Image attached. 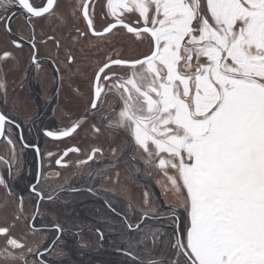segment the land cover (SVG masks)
I'll list each match as a JSON object with an SVG mask.
<instances>
[{"label":"snow or ice","instance_id":"snow-or-ice-1","mask_svg":"<svg viewBox=\"0 0 264 264\" xmlns=\"http://www.w3.org/2000/svg\"><path fill=\"white\" fill-rule=\"evenodd\" d=\"M15 4L30 21L52 14L56 0ZM13 5L14 0H0V22L9 33L6 13ZM80 8L93 35L119 26L148 44L139 56L117 53L105 60L95 73L83 118L115 96L119 111L112 106L102 122L122 130L180 197V207L170 205L171 213L164 217L171 221L169 255L163 260L148 257L147 264H264V0H107L113 19L102 31L95 29L90 4L82 0ZM126 13L136 15L135 25L126 22ZM12 43L20 46L15 39ZM10 55L4 52L0 59ZM6 124L15 121L0 113V137ZM80 126L76 120L58 135L46 134L69 137ZM93 129L100 131L95 125ZM79 151L69 148L64 155ZM100 151L93 148L79 163ZM0 186L7 187L2 176ZM32 190L44 199L35 185ZM30 228L35 231V224ZM54 230L63 232L60 225ZM0 235L7 238L0 248L3 264H48L39 246L34 253L23 236L10 235L9 227H0ZM128 247L135 249L131 242ZM125 254L138 264L133 252ZM32 255L37 259L30 262Z\"/></svg>","mask_w":264,"mask_h":264},{"label":"flooded vegetation","instance_id":"flooded-vegetation-1","mask_svg":"<svg viewBox=\"0 0 264 264\" xmlns=\"http://www.w3.org/2000/svg\"><path fill=\"white\" fill-rule=\"evenodd\" d=\"M57 1L58 0H56V5ZM30 2L40 4L41 0H30ZM83 2H86V0H83ZM93 2H95V0H91L89 2L90 16L93 11ZM56 5L54 6L52 13L55 10ZM97 11L99 13H102V18L105 17L104 13L102 12L103 9L101 7H98ZM6 15L11 17L12 32L9 33L5 31L7 40L6 46L8 49L0 52V57H3L4 52H9L11 53V55L6 59H0V83L3 84V87L0 88V113L7 116L10 120L15 121V124H6L5 134L3 137H0V149L6 151L2 153L5 155V157L0 159V176H2L7 183V187L0 186V190L3 194H0V204L2 203L4 196L5 198L7 197L15 201V204L13 209L9 207L8 204H6L7 199L3 202L2 207L0 206V222L5 225L4 227L10 228V235L12 236H14L12 234V229H15V231L19 230L18 232L16 231V235L19 236L17 238H20L21 236L25 238V236L20 231L21 227L17 229L15 228L19 224H21L22 226L24 225L27 236L35 240V242L31 244V248H33L34 253L37 250V246H39V251L44 253L43 259L48 261V264H71L68 260V254L65 250L64 252L66 253V256L59 261L49 257L53 248L58 243H63L61 241V236L64 234V231L58 234L54 230V226H61V222L54 210V206L52 205L54 203H66L67 201L57 202L54 200V194L58 192L52 193V191H50L44 185V177L45 174H47L45 173L47 164L54 166V168L60 169L64 166L71 165V158L78 156L81 157L83 151L79 146L69 145L65 147H57L51 152H44L42 145L44 142L51 144L67 143L77 134V132L82 127L81 122V126L75 133H73L69 137L56 138L54 136H48L46 134L48 131H51L58 135V130L63 129L69 126L70 123L78 120L74 119L73 121H71L72 117L70 116L69 112L66 111L67 108L63 109L64 113L65 111L67 112V119L65 120L66 122H62L56 114L58 112L57 109L60 110V112L62 111V100L64 98L66 99L64 93L65 81L67 80V85H69L71 82V77H67L66 75L68 74V71L75 60L71 56L73 59L72 62H69L68 57L70 55V49L68 46H66V44H64L65 40L61 41L62 38H58L54 32L48 33L47 31H45L46 29H40V26L38 24L40 20L45 19L51 14H45L42 17H31L29 21V17L26 15L25 10H22L21 7L16 6L14 0V5L11 8V11L6 13ZM78 15L82 22L83 31H81L82 29L78 28L75 30V33H84V35H80V38H85L86 35H89L91 38L95 39L100 38L101 36H95L91 32V30H89L87 22L82 14L81 8H79ZM13 19H17L22 23V26L19 30L13 28ZM128 21L129 20H126V22ZM135 21L136 20L130 23L135 25ZM0 23L3 24V28L5 30L4 23ZM104 26H106V24ZM23 27H25V29L27 30L26 32L24 31ZM103 27L96 31H102ZM72 28L73 27L70 22H67L64 25L62 30L64 32V39L69 38L70 33L72 32ZM117 28H119V26ZM122 30L124 32H127V30L124 28H122ZM107 34L110 33H106L104 35L106 36ZM14 39L19 43L20 46H16L12 43ZM17 52H26L28 54V63L25 64V77L20 83L18 82V80L14 79L13 75H10V73L6 72L5 70L6 63L11 61H19V58L16 54ZM101 60L102 61H100V65L92 74L89 81V100L93 91L92 84L95 79V73L98 68L105 62V60ZM62 66L63 68H61ZM65 66H67L68 69L65 70ZM64 70L66 72H64ZM81 76L84 77L83 74ZM10 78L12 80L11 84H14L16 82L17 92H28L29 96L36 103L37 113L32 121L30 119L25 123L23 119L19 118L17 115L10 114V112L14 110L13 103L10 100ZM44 88L46 89V91H44ZM72 91L74 93H78V86H74L72 88ZM112 106H115L116 111H119V103L117 101V98L113 95H109L101 104L98 110L94 112L90 111L87 113V118L90 114H95L102 110V113L99 115L97 122L100 127L104 125L106 126V120L102 122L101 117L107 115L110 112ZM85 115L86 112L83 118L85 117ZM86 120L84 119V121ZM16 125H18V127ZM9 140L11 141V143H9ZM131 145L132 144L130 143V146ZM69 148H78L80 149V151L68 152V154L65 156L64 152ZM92 149L93 148H91L84 157L78 158V160H76L74 164L76 167H86L87 165L95 167V170L89 176L101 171L103 166V162L99 164L100 162H96L95 160L96 156L101 157L103 155L102 151L97 152L93 159L88 160L87 163H79V161L87 160V157L91 153ZM48 153H52V155L49 156ZM121 156H129L131 158V148L129 150L124 149ZM58 159L61 160V163L59 165L56 163ZM4 161H7L8 163L5 164ZM56 173V171L52 170L47 175L49 177H55L57 175ZM86 178V176L75 177L69 182L68 185L65 186L67 188H65V190L66 192H68L69 199L70 196H73L80 191L90 192L92 193L93 197L99 199V197L101 196L99 192H95V190L92 188L91 189L93 191H88L90 187H85L81 184L84 181L82 179ZM72 183L75 184L72 185ZM33 185L36 186L37 191H40L44 194V199H40L37 194L33 192ZM49 195L52 197V199L50 200L47 199V196ZM37 204L39 206V214L35 215ZM42 213H44V216ZM17 216H19V219H16ZM33 216H35L34 221L32 220ZM31 223L35 224V231L31 230ZM12 225L15 226L12 227ZM42 233L45 236L43 241H41L42 243L40 244L39 234ZM58 235L59 239H56ZM2 238H4L5 245V241L7 238L0 235V239ZM45 249H50V251L45 252ZM33 259H37V257H35V255L29 256L30 262Z\"/></svg>","mask_w":264,"mask_h":264},{"label":"rangeland","instance_id":"rangeland-1","mask_svg":"<svg viewBox=\"0 0 264 264\" xmlns=\"http://www.w3.org/2000/svg\"><path fill=\"white\" fill-rule=\"evenodd\" d=\"M81 2L82 0H58L53 13L45 19L40 20L38 23L40 29H46L45 31L48 33L54 32L58 38H62L61 41L65 40L64 44L69 47L70 55L75 60L66 75L67 77H71V82L67 85V80L65 81L64 93L66 99L64 98L62 100L63 107L60 105L62 107V111L60 112V110L57 109V117L62 122H66V113L69 112L72 117L71 121L74 119H82L81 129L69 142L60 144L44 142L42 145L43 151L51 152L57 147L75 145L81 147L83 151L81 157H84L91 148L101 149L103 155L101 157L96 156L95 160L96 162H100L99 164L103 162V174L102 176H97V178L95 177V181H97L96 188L94 189L95 192L101 193L102 191H108L114 194L119 202L121 201L126 204V209H128L127 205H130L137 210L140 216L147 213V216H156V218L161 219V222H166L167 220H165L164 217H167L171 213L169 206L172 205L180 207L181 200L177 193L171 190V186L164 177L163 173L158 168L154 171L152 167L145 163L144 154L141 151H138L134 144L131 143L132 145L130 146V138L126 136L122 130L117 131L110 129L105 125L101 127L98 125L97 119L102 113V110L98 113L90 114L86 121L83 119L89 101V81L92 74L100 65V61H102L101 59L106 60L109 56L114 58L117 53L121 57L128 58L139 56L140 54L147 52V41L142 42L139 38H136L132 34L124 32L120 27L116 28L110 35H103L97 39L91 38L89 35H86L85 38H80V32L76 34L75 30L80 28L82 29L81 31H83L82 22L78 15ZM93 3L94 5L93 11L91 9V18L94 21L95 29L98 30L105 24L109 23L113 18L108 15V10L106 8L107 0H95ZM98 7L103 9L102 12L105 15L104 18L101 17L102 13L97 11ZM125 19L129 20V23L133 22L136 20V15L126 13ZM67 22H70L73 28L69 38L64 39V32L62 30ZM12 23L14 26L13 28L18 30L22 26V23L17 19H13ZM23 29L25 32L27 31L25 27H23ZM6 43V32L3 28V24L0 23V52L8 49ZM16 54L19 61L6 63L5 70L10 73V75H13L14 79L18 80L20 83L25 77V64L28 63V54L26 52H17ZM61 68H63V66ZM64 69H68L67 66H65ZM65 70L64 72H66ZM82 74L84 77L81 76ZM9 83H12L11 78L9 79ZM74 86H78V93H74L72 91ZM16 88V82L9 86V92L11 93L10 100L14 107V110L10 112V114L17 115L19 118L23 119L25 123L30 119L32 121L37 113L36 103L29 96L28 92H17ZM44 91H46L45 88ZM64 108H67V112L65 111V113L63 112ZM111 118L112 117L109 116L108 119ZM93 125H95L96 128H99L100 131H94ZM130 148L132 162H129V156H121L124 149L129 150ZM113 149L116 150L115 153L113 152ZM0 152V158H4L5 155L2 153L6 151L0 149ZM81 157H72L71 165L64 166L60 169L47 164L45 173L48 174L52 170L57 172L55 177H49L47 174H45L44 177V185L52 191V193L58 192L54 194L53 198L55 201H68L69 196L68 192L65 190V186L68 185L75 177H88L95 170V167H91V165H87L86 167H76L74 164L76 160ZM134 162L141 165V170H137V166L136 168L134 167ZM152 184L156 190L159 191L162 196V201L165 203H163L164 205L162 207V210L164 211L160 209L162 212H159L155 206L156 201L152 191L150 190ZM0 194H2L1 190ZM4 198L0 206L2 207L3 202L7 199L6 204L14 209L15 201L7 197L5 199ZM99 198H102V196ZM146 200L147 203H145ZM42 214L44 216V213ZM167 222H169V224L171 223V221ZM4 226L5 225L0 222V227ZM19 227H21L20 231L26 238L24 242L28 245V247H31V244L34 243L35 240L27 236L24 225L22 226L19 224L15 228L17 229ZM16 231L18 232L19 230ZM16 231L15 229H12V234L15 237H19L16 235ZM159 234V239L161 240V254L159 255L160 258L164 259L165 256L169 255L170 251L167 241L169 240V235L168 232L165 231H159ZM44 236L45 235H43V233L39 234L40 244L42 243L41 241H43ZM77 242L80 246L86 245V235H79ZM4 246V238H2L0 239V248H3ZM60 246H62V243H58L53 248L49 255L50 258H54L59 261L66 256L64 249ZM150 251L151 247L143 250L144 253H150ZM0 264H3V261H0Z\"/></svg>","mask_w":264,"mask_h":264},{"label":"trees","instance_id":"trees-1","mask_svg":"<svg viewBox=\"0 0 264 264\" xmlns=\"http://www.w3.org/2000/svg\"><path fill=\"white\" fill-rule=\"evenodd\" d=\"M130 161L132 162L131 158ZM133 164L135 168L137 166V170H141L139 163ZM102 174L101 170L82 179L85 180L82 185L95 189L97 185L95 177ZM150 190L154 195L157 210L164 211L162 207L165 203L161 194L153 184ZM100 195L103 199L93 197L90 192L80 191L70 196L66 203L52 205L64 231L61 236L62 248L67 252L69 262L71 264H133L132 258L125 254L127 251L133 252L140 258L138 264H147L148 257L163 260L159 255L161 254L159 231L171 233L168 220L161 222L156 216H140L130 205H127L128 209H126V204L119 202L116 196L108 191H102ZM125 220L131 223L135 230H129L124 223ZM136 225L139 227L135 228ZM100 233H103L102 239ZM153 233H156L155 237ZM83 234L86 235L87 244L80 246L77 239ZM144 237H146L144 243H139ZM154 239L155 243H153ZM129 242L135 245V249L128 247ZM148 247H151L150 253H144L143 250Z\"/></svg>","mask_w":264,"mask_h":264},{"label":"water","instance_id":"water-1","mask_svg":"<svg viewBox=\"0 0 264 264\" xmlns=\"http://www.w3.org/2000/svg\"><path fill=\"white\" fill-rule=\"evenodd\" d=\"M91 0H86L87 3H89Z\"/></svg>","mask_w":264,"mask_h":264},{"label":"bare ground","instance_id":"bare-ground-1","mask_svg":"<svg viewBox=\"0 0 264 264\" xmlns=\"http://www.w3.org/2000/svg\"><path fill=\"white\" fill-rule=\"evenodd\" d=\"M111 33H112V32H111ZM111 33H110V34H111ZM110 34H109V35H110Z\"/></svg>","mask_w":264,"mask_h":264}]
</instances>
